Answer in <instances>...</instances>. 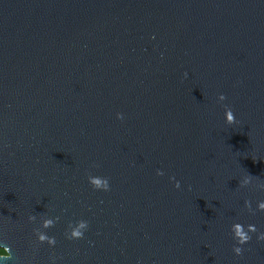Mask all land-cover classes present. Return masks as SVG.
I'll return each instance as SVG.
<instances>
[{"label":"water","instance_id":"water-1","mask_svg":"<svg viewBox=\"0 0 264 264\" xmlns=\"http://www.w3.org/2000/svg\"><path fill=\"white\" fill-rule=\"evenodd\" d=\"M260 200L264 0H0L5 264H264Z\"/></svg>","mask_w":264,"mask_h":264},{"label":"clouds","instance_id":"clouds-1","mask_svg":"<svg viewBox=\"0 0 264 264\" xmlns=\"http://www.w3.org/2000/svg\"><path fill=\"white\" fill-rule=\"evenodd\" d=\"M218 99L224 100L225 97L223 94H221ZM225 112H226V122L231 124L234 121V115L233 112L230 108L225 107ZM117 118H121V114L117 113ZM157 175H163V172L161 170H157ZM89 183L93 186L95 189H101V190H108L109 188V183L108 179H106L104 182H94L93 178L91 176L88 177ZM250 183V178L245 177L241 184L246 185ZM176 187H179V181H176L175 184ZM246 207L250 208L249 202H246ZM257 210L264 211V200L257 201ZM48 223H51L49 221ZM47 226V225H45ZM86 228V223L81 222L80 225L71 233V234H66L69 239H78L83 236L84 229ZM232 237L235 240V245L233 247V251L235 254L239 255L242 251L240 245H244L247 243L250 239V233H256L257 228L254 224H249L247 227L244 225L240 224H233L232 226ZM36 238L40 242L47 241L49 245H54L55 244V238L51 236H47L46 234H41L39 231L36 232ZM258 240H264V232H259L256 237ZM0 248L2 249H7L8 252L11 253L10 246L7 243H0ZM12 255L8 257V259H11ZM0 264H5V260L3 258H0Z\"/></svg>","mask_w":264,"mask_h":264},{"label":"trees","instance_id":"trees-1","mask_svg":"<svg viewBox=\"0 0 264 264\" xmlns=\"http://www.w3.org/2000/svg\"><path fill=\"white\" fill-rule=\"evenodd\" d=\"M0 254H6V251L2 248H0Z\"/></svg>","mask_w":264,"mask_h":264}]
</instances>
